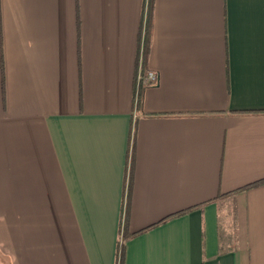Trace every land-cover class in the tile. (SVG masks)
Returning <instances> with one entry per match:
<instances>
[{
    "label": "crops",
    "instance_id": "0c3cea01",
    "mask_svg": "<svg viewBox=\"0 0 264 264\" xmlns=\"http://www.w3.org/2000/svg\"><path fill=\"white\" fill-rule=\"evenodd\" d=\"M147 10L0 0V264H264V0Z\"/></svg>",
    "mask_w": 264,
    "mask_h": 264
},
{
    "label": "trees",
    "instance_id": "16d2710c",
    "mask_svg": "<svg viewBox=\"0 0 264 264\" xmlns=\"http://www.w3.org/2000/svg\"><path fill=\"white\" fill-rule=\"evenodd\" d=\"M151 7H152V0H148V10H147V27H146V33H145V43H144V49L146 50L148 45H149V34H150V20H151ZM145 54V53H144ZM264 183V178L258 180V181H255L253 183H250L248 185H245L243 186L242 188H238L236 191L238 190H246V189H250L252 187H255L257 185H260V184H263ZM183 212H180V213H177V214H174L172 216H176V215H180L182 214ZM172 216L168 217L167 219L171 218ZM163 221V220H162ZM148 229V228H146ZM144 229V230H146ZM144 230H141V231H144ZM127 231H126V227L124 226V239H128L130 238L131 236L130 235H127ZM120 264H123V254H122V250H120Z\"/></svg>",
    "mask_w": 264,
    "mask_h": 264
},
{
    "label": "built area",
    "instance_id": "2783aa9c",
    "mask_svg": "<svg viewBox=\"0 0 264 264\" xmlns=\"http://www.w3.org/2000/svg\"><path fill=\"white\" fill-rule=\"evenodd\" d=\"M143 46L140 50L139 55V69L137 71V75L135 78V85H136V92H138V89L142 86H146L149 84H154L159 82V75L158 72L155 70H143L141 68V60L143 59ZM136 99H137V93H136Z\"/></svg>",
    "mask_w": 264,
    "mask_h": 264
},
{
    "label": "rangeland",
    "instance_id": "374dc122",
    "mask_svg": "<svg viewBox=\"0 0 264 264\" xmlns=\"http://www.w3.org/2000/svg\"><path fill=\"white\" fill-rule=\"evenodd\" d=\"M222 231H224V230L222 229Z\"/></svg>",
    "mask_w": 264,
    "mask_h": 264
}]
</instances>
